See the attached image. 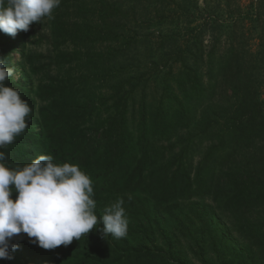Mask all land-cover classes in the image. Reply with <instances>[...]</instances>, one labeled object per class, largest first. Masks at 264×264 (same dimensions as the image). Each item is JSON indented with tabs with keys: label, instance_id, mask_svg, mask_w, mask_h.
Returning <instances> with one entry per match:
<instances>
[{
	"label": "trees",
	"instance_id": "obj_1",
	"mask_svg": "<svg viewBox=\"0 0 264 264\" xmlns=\"http://www.w3.org/2000/svg\"><path fill=\"white\" fill-rule=\"evenodd\" d=\"M223 1L61 0L0 31L32 109L0 150L77 164L97 216L122 198L128 219L50 250L22 233L0 264H264V3Z\"/></svg>",
	"mask_w": 264,
	"mask_h": 264
},
{
	"label": "clouds",
	"instance_id": "obj_2",
	"mask_svg": "<svg viewBox=\"0 0 264 264\" xmlns=\"http://www.w3.org/2000/svg\"><path fill=\"white\" fill-rule=\"evenodd\" d=\"M60 3L61 0H0V31L13 37L20 30L28 31L33 22L52 19L53 9ZM13 73L6 59L0 58V149L24 132L32 111L19 90L5 84ZM93 195L90 177L77 164L54 163L51 154L36 155L31 162L13 163L0 150V259H11V251L19 247L13 238L22 233L48 250L68 246L94 227L104 238L125 237L128 219L123 199L106 206L98 217Z\"/></svg>",
	"mask_w": 264,
	"mask_h": 264
},
{
	"label": "rangeland",
	"instance_id": "obj_3",
	"mask_svg": "<svg viewBox=\"0 0 264 264\" xmlns=\"http://www.w3.org/2000/svg\"><path fill=\"white\" fill-rule=\"evenodd\" d=\"M200 1V5L201 6H204V3H205V0H199ZM259 1L261 0H231V4H230V7L231 8H236V7H242V8H248L250 7V5L254 2L256 4L259 3ZM222 7H221V12L223 14H226L227 10L229 9L227 3L225 2V0L222 2ZM263 3H264V0H263ZM249 24V23H248ZM246 33L248 35V38L249 40H251V43H250V46L253 48V49H256V45L258 43V34H257V31H254V29H252V33H250L249 30H246ZM206 41L208 42L209 40V37L206 36Z\"/></svg>",
	"mask_w": 264,
	"mask_h": 264
}]
</instances>
